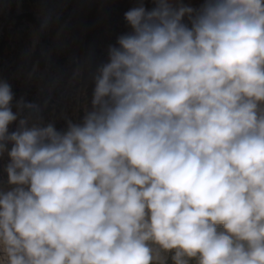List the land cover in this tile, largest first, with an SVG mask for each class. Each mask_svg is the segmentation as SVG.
I'll return each instance as SVG.
<instances>
[{
    "label": "clouds",
    "instance_id": "obj_1",
    "mask_svg": "<svg viewBox=\"0 0 264 264\" xmlns=\"http://www.w3.org/2000/svg\"><path fill=\"white\" fill-rule=\"evenodd\" d=\"M153 3L81 123L0 81V264H264V0Z\"/></svg>",
    "mask_w": 264,
    "mask_h": 264
},
{
    "label": "rangeland",
    "instance_id": "obj_2",
    "mask_svg": "<svg viewBox=\"0 0 264 264\" xmlns=\"http://www.w3.org/2000/svg\"><path fill=\"white\" fill-rule=\"evenodd\" d=\"M140 2L0 0V81L11 86L12 110L17 111L18 101L33 104L37 108H24L20 118L51 123L58 131H65L69 121L81 123L91 110L94 77L108 62L109 46L131 31L124 14ZM142 2L148 10L155 6L153 0ZM173 2L198 10L204 0ZM7 163L5 154L0 159V181L5 183Z\"/></svg>",
    "mask_w": 264,
    "mask_h": 264
}]
</instances>
